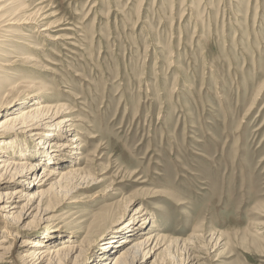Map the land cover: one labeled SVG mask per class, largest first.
I'll use <instances>...</instances> for the list:
<instances>
[{
  "label": "rangeland",
  "instance_id": "rangeland-1",
  "mask_svg": "<svg viewBox=\"0 0 264 264\" xmlns=\"http://www.w3.org/2000/svg\"><path fill=\"white\" fill-rule=\"evenodd\" d=\"M41 82L69 107L85 187L46 197L17 242L61 232L75 264L111 261L140 207L155 233L193 241L142 264H264V0H0V105L18 112ZM1 129L8 148L36 138Z\"/></svg>",
  "mask_w": 264,
  "mask_h": 264
},
{
  "label": "bare ground",
  "instance_id": "bare-ground-1",
  "mask_svg": "<svg viewBox=\"0 0 264 264\" xmlns=\"http://www.w3.org/2000/svg\"><path fill=\"white\" fill-rule=\"evenodd\" d=\"M29 22V19L21 18L18 19L16 24L20 27ZM47 27L40 29H35V27L32 31H41ZM6 65L7 63L5 65L3 63V66ZM45 89H47V85L41 82L37 90H34V94L29 92L31 95L27 94L23 98L25 100L24 104L19 107L25 106L18 112L15 110L16 104L14 101L0 105V113L5 114V117L0 121V128H4L1 131L14 130V132L28 133L36 137L32 142L33 144L25 150L8 148L0 138V223L3 224L4 231V236L0 239V262L3 259H9L8 262L10 264H75L81 256L80 253H82L80 246L74 243L75 239L72 240L70 235L61 232L46 233L45 236H38L35 239L23 238L20 243L16 241L19 234L30 226L21 224L24 217H32L34 220L50 212L48 209L50 205L46 204L45 201L46 197L52 199L54 195H59L63 192L65 195H70L76 189L85 187L83 182L79 180L81 170L76 166V162H73L74 155L79 153L77 149L81 146L75 123L71 119L72 116L69 118L70 115H67L69 112H65L69 107L65 104L53 106L46 103L45 94H41V90ZM12 91L13 89L11 90L9 87L5 97ZM61 165L70 166L66 169L64 168V171H58L57 167ZM13 184L18 186L16 189L11 190L9 187ZM141 213L140 207L133 211L127 222L128 225L125 228L124 236L118 237L120 239L114 242L115 245L111 246L113 248L118 245V248L122 245L120 243L127 242L123 249L117 252L111 261L107 259L112 253L111 251L108 254L102 253L100 261L96 264H142L141 261L147 255L154 253L158 249L170 252L171 249L177 247H188L187 249L193 247L192 239L179 240L180 238H171L166 240V238L162 237V234L155 233L151 230V228L155 227L153 220L147 216L141 218ZM147 219L151 221V231L139 236L140 232L137 231L144 228L143 226H145ZM130 240L132 241L130 242ZM15 249L19 251L16 252L18 253L16 256L14 255ZM195 258L188 252L178 260L177 264H193L191 260Z\"/></svg>",
  "mask_w": 264,
  "mask_h": 264
}]
</instances>
